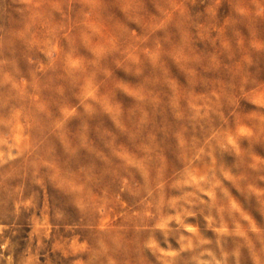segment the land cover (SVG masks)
<instances>
[{"label":"clouds","instance_id":"9594fccd","mask_svg":"<svg viewBox=\"0 0 264 264\" xmlns=\"http://www.w3.org/2000/svg\"><path fill=\"white\" fill-rule=\"evenodd\" d=\"M0 264H264V0H0Z\"/></svg>","mask_w":264,"mask_h":264}]
</instances>
